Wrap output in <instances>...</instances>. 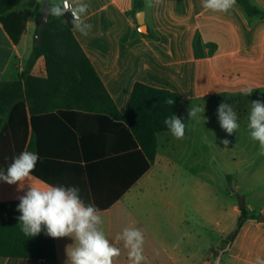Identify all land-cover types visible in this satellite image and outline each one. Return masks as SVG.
Returning <instances> with one entry per match:
<instances>
[{
  "label": "crops",
  "instance_id": "0c3cea01",
  "mask_svg": "<svg viewBox=\"0 0 264 264\" xmlns=\"http://www.w3.org/2000/svg\"><path fill=\"white\" fill-rule=\"evenodd\" d=\"M247 1L255 13H248L241 0H235L227 12L206 9L203 0H144L143 10L135 8L134 0H81L88 5L84 21L92 27L86 36L74 28L73 33L113 108L95 113L55 109L38 116L35 141L40 159L36 166L46 180L31 174L23 188L0 181V206L17 208L29 185L76 186L86 204L100 209L101 229L121 250L113 264H131L128 249L117 240L131 226L144 234L145 264H196L192 235L185 228L187 219L175 211V203L166 218L141 208L165 155L160 137H175L170 131L157 134V155L148 168V159L123 127L122 116L136 82L179 93L183 101L177 116L188 129L194 119H189L191 106L204 107L203 114L211 116L217 111L211 99L244 97L247 109L252 101H264V0ZM50 2L57 5L62 0ZM42 6L43 0H21L9 11L28 13L17 45L0 21V84L19 80L25 70ZM140 11L144 12L145 31L140 30ZM37 62L32 74L45 77V65L37 67ZM243 88L253 89L251 95H243ZM31 139L29 118L27 144ZM234 209L239 212L237 206ZM73 243L71 237L54 238L55 260L0 256V264H66V250ZM204 264L213 263L206 260Z\"/></svg>",
  "mask_w": 264,
  "mask_h": 264
},
{
  "label": "trees",
  "instance_id": "16d2710c",
  "mask_svg": "<svg viewBox=\"0 0 264 264\" xmlns=\"http://www.w3.org/2000/svg\"><path fill=\"white\" fill-rule=\"evenodd\" d=\"M19 1L0 0V21L16 45L25 31L28 18L27 11L9 12ZM241 3L248 13L256 12L247 0H241ZM134 5L137 10H143L144 0H134ZM71 20V15L66 13L59 19L49 17L43 25L37 21L34 46L20 79L0 84L2 167L6 168L12 158L22 151L38 153L35 141L38 136L35 120L38 116L55 109L95 113L110 106L113 108L103 82L73 33ZM37 36H40V41H37ZM41 57L45 60V77L32 74ZM169 99L174 100L173 105L167 104ZM182 101L183 97L177 92L135 83L126 113L122 116L123 127L134 139V144L139 145L145 153L148 168L154 164L157 155V134L169 131L164 119L177 115ZM29 118L32 139L27 144ZM32 174L46 180L38 166ZM10 206H0V256L55 260L54 238L46 234L43 226L38 235L25 236L18 220L21 213ZM240 210L239 227L247 218L246 209L241 206Z\"/></svg>",
  "mask_w": 264,
  "mask_h": 264
},
{
  "label": "rangeland",
  "instance_id": "374dc122",
  "mask_svg": "<svg viewBox=\"0 0 264 264\" xmlns=\"http://www.w3.org/2000/svg\"><path fill=\"white\" fill-rule=\"evenodd\" d=\"M33 46L34 37L31 49ZM44 65V59H39L37 67ZM246 101L244 97L210 101L214 110L226 102L236 111L240 127L232 135L221 128L216 111L211 116L198 114L207 118L201 124L200 118L191 119L183 139L160 137L165 155L141 208L166 218L175 203V211L187 219L185 228L192 235L196 264L206 260L242 264L254 263L257 257L264 259V156L259 155V144L249 134L251 107L246 108ZM223 139L230 141L227 147ZM241 206L247 218L232 239L240 228Z\"/></svg>",
  "mask_w": 264,
  "mask_h": 264
},
{
  "label": "clouds",
  "instance_id": "9594fccd",
  "mask_svg": "<svg viewBox=\"0 0 264 264\" xmlns=\"http://www.w3.org/2000/svg\"><path fill=\"white\" fill-rule=\"evenodd\" d=\"M235 0H203V7L214 12H227ZM88 5L81 0H62V4L49 5L47 15L57 19L71 13V25L82 35H88L91 25L85 23L84 15ZM67 22V21H66ZM253 89L243 88V95H251ZM167 104L173 105L169 99ZM248 116L249 134L253 141L259 144V155L264 156V101H252ZM204 107H190L189 119L200 118ZM220 126L228 135L235 133L240 125L233 107L226 102L219 104L217 109ZM205 121L207 118L202 117ZM164 125L176 139L185 136L186 124L177 115L164 119ZM225 147L230 143L228 139L221 141ZM39 154L33 151H22L14 156L7 167L0 166V181L9 185L23 184L35 171L39 161ZM80 189L76 186L46 185L44 187L29 185L23 196L19 197L17 211L21 231L25 236L34 237L42 231L52 238L71 237L74 247L66 250V264H113L114 259L121 254L120 248L110 243L100 225L103 223L100 209L92 203H85L80 197ZM128 249L131 264H145L143 254L144 234L135 227H125L117 236ZM256 264H264V259L257 257Z\"/></svg>",
  "mask_w": 264,
  "mask_h": 264
},
{
  "label": "water",
  "instance_id": "95a60500",
  "mask_svg": "<svg viewBox=\"0 0 264 264\" xmlns=\"http://www.w3.org/2000/svg\"><path fill=\"white\" fill-rule=\"evenodd\" d=\"M51 4L50 0H43V6H42V9H41V12H40V17H39V24H45L47 23L48 19H49V16L47 15V10H48V7L49 5ZM138 17V22H139V25H140V30L141 31H145L146 28H145V17H144V12L143 11H140L137 15ZM40 36H37V41H40Z\"/></svg>",
  "mask_w": 264,
  "mask_h": 264
},
{
  "label": "built area",
  "instance_id": "2783aa9c",
  "mask_svg": "<svg viewBox=\"0 0 264 264\" xmlns=\"http://www.w3.org/2000/svg\"><path fill=\"white\" fill-rule=\"evenodd\" d=\"M62 4V3H61ZM69 14L71 15V13L69 12Z\"/></svg>",
  "mask_w": 264,
  "mask_h": 264
}]
</instances>
